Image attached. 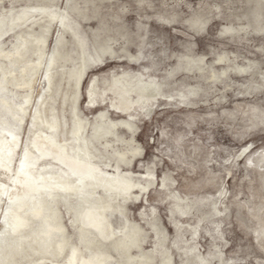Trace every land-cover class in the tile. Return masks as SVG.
Returning a JSON list of instances; mask_svg holds the SVG:
<instances>
[{"label": "rangeland", "instance_id": "rangeland-1", "mask_svg": "<svg viewBox=\"0 0 264 264\" xmlns=\"http://www.w3.org/2000/svg\"><path fill=\"white\" fill-rule=\"evenodd\" d=\"M14 2L0 5V30L40 9L56 17H36L52 23L49 56L32 90L10 84L0 93L13 113L21 115L20 106L30 111L22 124L0 103V118L20 136L13 169L24 161L42 100L56 109L64 138L75 127V107L91 124L96 162L108 173L119 167L146 189L119 198L122 213L107 212L116 232L105 244L109 264H264V0ZM22 23L0 45L10 59L25 45L34 48ZM45 25L35 26L37 35ZM57 51L62 57L48 93L46 71ZM105 121L118 124L120 139L108 136L109 149L93 130ZM11 183L0 197V234ZM59 204L67 234L80 243L73 213ZM124 235L128 247L116 249Z\"/></svg>", "mask_w": 264, "mask_h": 264}, {"label": "bare ground", "instance_id": "bare-ground-1", "mask_svg": "<svg viewBox=\"0 0 264 264\" xmlns=\"http://www.w3.org/2000/svg\"><path fill=\"white\" fill-rule=\"evenodd\" d=\"M3 1L0 0V5ZM26 10L23 8L22 11ZM38 12L41 15L47 14L52 22L56 17L47 9ZM41 15L29 18V14H22L17 23L12 22L10 29L0 30V45L3 46V38L15 31V25L23 22L22 27L33 38L34 47L30 50L26 45L23 46L19 55L13 59L8 58L5 52H0V61L8 59L10 62L8 66L0 64V93L6 91L10 84L20 91H31L39 70L45 67L49 56L46 50L52 22L47 21L46 17L36 18ZM42 23L46 24L44 28L41 27L43 34L37 35L35 26L40 27ZM62 24L79 42L82 41L65 22ZM20 37L24 39L23 35ZM60 57L57 51L49 59L46 71L48 93L53 89L57 74L54 70ZM84 74L85 71L80 70L74 75V84L78 89ZM28 95L24 96L27 105L31 102ZM47 101L48 98L42 100L40 108L33 115L35 129L32 130V138L19 171L13 169V157L20 145V136L12 124L0 118V197L5 194V188L11 182L13 184L6 193L10 209L4 220L5 232L0 234V264H109L113 258L105 244L114 238L116 232L107 212L122 213V200L119 198H131L134 190L146 189L136 184L130 173L121 172L119 167L108 173L96 162L92 151L94 145L87 135L91 124L78 117L75 107V127L68 131L71 138H64L61 119L53 106L48 109ZM0 103L22 124L30 112L28 107L20 106L21 115L17 113V108V114L13 113L11 101L1 96ZM121 125L128 126V123L122 122ZM93 126L97 142L104 140L103 147H113L108 136L120 139L115 134L118 126L116 122L105 121ZM125 156V153L119 154L121 158ZM62 202L73 213L80 243L71 241L67 234L63 210L59 204ZM128 244L127 235L113 243L116 249H126ZM24 260L25 263L22 262Z\"/></svg>", "mask_w": 264, "mask_h": 264}]
</instances>
